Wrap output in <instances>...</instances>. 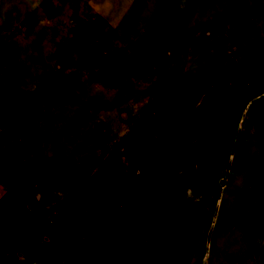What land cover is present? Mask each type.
Here are the masks:
<instances>
[{"label": "rangeland", "instance_id": "rangeland-1", "mask_svg": "<svg viewBox=\"0 0 264 264\" xmlns=\"http://www.w3.org/2000/svg\"><path fill=\"white\" fill-rule=\"evenodd\" d=\"M263 93L264 0H0V264H264Z\"/></svg>", "mask_w": 264, "mask_h": 264}, {"label": "flooded vegetation", "instance_id": "flooded-vegetation-1", "mask_svg": "<svg viewBox=\"0 0 264 264\" xmlns=\"http://www.w3.org/2000/svg\"><path fill=\"white\" fill-rule=\"evenodd\" d=\"M264 95V93H263ZM202 100H198L196 102V104H193L194 107L199 108L200 104H201ZM143 114H145L146 116H152V117H156V116H160L159 110H156L155 108L151 107V104H147L144 106L143 110H142ZM125 117L127 116V113H124ZM157 122V121H156ZM155 122V124H156ZM236 145V144H235ZM232 151H235V146L233 148ZM195 170L194 175L191 178V182H190V191L191 192H201L203 193L205 196H214L216 194V186L218 184V192H217V198H216V202L218 200V196H219V189L225 186L227 177L229 175L228 174H223L221 177L217 178L216 176H214L212 173H209V171H204L201 169L200 165L197 164L193 167Z\"/></svg>", "mask_w": 264, "mask_h": 264}, {"label": "water", "instance_id": "water-1", "mask_svg": "<svg viewBox=\"0 0 264 264\" xmlns=\"http://www.w3.org/2000/svg\"><path fill=\"white\" fill-rule=\"evenodd\" d=\"M233 152H234V151H233ZM230 167H231V162H230L229 165H228L227 174L229 173ZM212 230H213V229H211L210 232H209V239L211 238ZM203 264H204V262H203Z\"/></svg>", "mask_w": 264, "mask_h": 264}]
</instances>
